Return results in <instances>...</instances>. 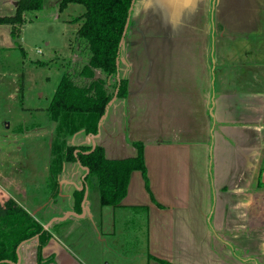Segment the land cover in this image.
<instances>
[{
  "label": "crops",
  "instance_id": "obj_1",
  "mask_svg": "<svg viewBox=\"0 0 264 264\" xmlns=\"http://www.w3.org/2000/svg\"><path fill=\"white\" fill-rule=\"evenodd\" d=\"M141 1L146 6L142 9L143 12L152 9L153 5L160 6L159 20L162 29L150 30L145 38L152 41L155 38L161 39L162 44L148 42L145 54L149 61H137L134 67V72L147 70V77L137 81V91L130 95L131 103L128 104L129 100L124 99L120 112L116 111L118 103L112 102L109 105L102 124L115 112L121 120L120 139L123 135L125 141L133 144L132 126L135 129L140 126V131L144 132L145 129L151 135L143 141V155L155 199L147 192L141 170H137L132 173V181L120 204L103 206L97 193L88 198L89 190H86L85 201L81 204L83 213H79L71 203L64 202L67 180L65 175H70L69 165L66 168L64 165L61 189L56 195V199L60 201L53 208H56L54 214L46 211V216L51 219L46 228L51 230L59 224L63 233L56 230L60 237L54 235L58 240L50 241L46 245V256L51 257L46 260L49 262L47 264H149V254L154 251L160 252L176 264H199L198 257L203 264H208L209 261L210 264H232L230 260H224L216 254L219 252L213 247L212 226L220 231L236 229L239 233L245 230V224L250 220L254 227L253 214L248 211L255 208L253 206L256 202L264 199V195L261 199L257 195L261 190L264 194V72L254 74L248 67L243 75L244 88L238 86V90L221 91L215 34L209 29L210 21L208 25L203 24V3L206 0H154L153 3ZM135 3L136 0L132 9ZM185 8L190 12L183 19L180 15ZM153 14L151 12L147 16L148 20ZM214 14L211 13V19ZM207 16L210 18L209 11ZM155 21L160 23L158 19ZM4 25L6 24L0 23L1 44L4 43L1 32L7 34V30H10L3 28ZM171 26H183L186 29L180 33L181 36L193 37L196 58L192 61H170V54L177 49L174 45L177 42L174 38L176 33L170 29ZM262 27L264 26L256 22L255 26L245 30L250 28L249 30L261 31L264 30ZM252 33L254 32H249V35ZM210 39L211 42H208ZM157 52L165 56H160ZM186 66L189 77L186 76L187 73L182 75L180 72ZM189 67H197L199 74H191L192 68ZM189 82L194 86H188ZM200 105L204 107L202 111ZM238 110L241 111L240 114ZM166 117L171 121L166 124L168 127L164 131L162 124ZM198 117L202 118L203 125L199 130L203 131L204 137L201 134L202 139L194 140L189 133L183 131L189 130L190 121H195L194 118ZM179 122L188 125L187 128L182 127ZM174 130L179 131V135L174 134ZM101 132L102 129L99 138L104 139L106 131ZM110 138L119 139L118 134H113ZM210 140V147L214 151V154L211 153L212 184L209 183L207 174ZM125 144L120 146L118 154L127 151L128 145ZM109 145H106L107 148ZM193 148L203 150L204 158L197 155ZM203 162L206 181L202 182L200 190L195 191L194 179H201L199 173ZM84 167L86 168L81 163L73 165L71 175L77 177ZM200 186L201 182L197 183V187ZM197 193H201L202 198ZM141 210L146 212L141 215V226L146 231L145 239L134 240L131 235L127 238L125 223L131 221L132 211ZM62 211L64 214L59 215ZM72 218L80 222L91 219V229L96 239L86 243L79 240V234L72 238L73 231L67 232L63 228ZM256 231L258 235L251 237L256 244L252 251L255 256L264 253V236L261 235L260 228L255 229ZM198 237L200 243L206 245L205 252L200 254L196 242ZM239 257H236L235 263L246 264V259H238Z\"/></svg>",
  "mask_w": 264,
  "mask_h": 264
},
{
  "label": "rangeland",
  "instance_id": "obj_2",
  "mask_svg": "<svg viewBox=\"0 0 264 264\" xmlns=\"http://www.w3.org/2000/svg\"><path fill=\"white\" fill-rule=\"evenodd\" d=\"M261 1L264 2V0ZM19 2H21L20 8H22L20 14L17 6ZM206 2L203 3L205 8L203 24L208 25V21H210L209 29L210 31L213 30L215 34L214 39L216 40L217 66L220 74L221 91L238 90V86L243 87L245 81L243 75L248 71V67L251 68L254 74L261 73V71L264 72V30L258 31L260 30L259 26L257 31L249 30L250 28L247 31L245 30L248 23L242 22V19L246 15V11H243L240 4H237L235 0H230V2H233V6L229 5L228 10L225 11V16L223 7L225 3L222 4V1L220 3V0H206ZM35 5L38 4L36 3ZM145 7V4H142L141 0H136L134 8L130 12L131 15L126 33L121 37L123 42L120 45L116 61V65L118 63V71L116 68V72L109 74L105 66L101 67L97 65V67L95 65L96 62L91 59L92 50L90 49L89 39L86 36L79 38L77 35L78 28L84 21L83 14L86 11V6L78 2L69 1L66 7L62 8L59 0H44V4L41 6L31 7L29 0H0V23L6 24L3 28L7 27L10 29L7 30V34L4 31L1 32L2 42L4 43H0V208L3 209L4 217H6L9 211H13L21 224L26 219L24 215L26 214V216L31 217L34 227L36 226L35 231H38L41 228H46L48 222L51 221L50 217L46 216V211L54 214L56 208H53L58 203V200L60 201V199L56 198L54 200L52 196L55 185L51 177L60 173V171L55 173L58 170V164L53 159L54 155L53 157L51 155V144L56 135L57 122L49 115V108L55 94L54 91L64 73L69 72L74 86L85 90L86 94L92 95V100L101 99L97 103L98 105H102L103 102H108L107 105L115 102L118 103L116 111L120 112L124 99L129 100L128 104L131 103L130 95L137 91V87H135L137 81L147 77V70L134 72L137 61H144L145 63L149 61L148 56L145 54L148 42H153L155 45L162 44L161 39L154 37L155 39L152 41L145 38L151 30L147 21V16L151 12L147 10L144 13L142 9ZM260 7V11L257 10L258 7L257 9L255 7L252 11L248 12L249 17L252 18L250 20L251 25H254L258 21L261 26H264V6L261 4ZM187 10L189 11V9ZM187 10L183 11L180 15L183 19L187 18L184 15L187 13ZM208 11L210 18L207 16ZM213 12L215 14L211 19V13L213 14ZM222 12L224 13L222 14ZM156 16L159 18L160 13ZM230 19L234 24H232L234 28L228 26ZM186 23L185 25L187 26ZM155 28L162 29L161 21L156 24ZM165 29H167L166 26ZM170 29L176 33L174 38L177 42L174 45L179 49L170 54V61H192L195 59L193 37L189 35L181 36L180 34L186 28L183 26H179V28L171 26ZM249 32L254 33L249 35ZM215 40L212 39L213 42ZM208 42H211V39ZM157 53L160 56L164 55L161 52ZM159 58L163 60L162 57ZM190 64L193 66L192 62ZM189 68H192L190 70L191 74H199L200 72L197 67ZM150 72L152 75L154 74L152 71ZM180 72L182 75L187 73L186 76L189 77L187 66L180 69ZM120 83L122 85L119 92L118 87ZM262 84H264V80ZM188 86L192 87L194 84L189 82ZM252 87L255 88V85L252 84ZM72 92L69 97L77 101L79 99L76 98L78 92L74 88ZM203 108L201 106L200 111ZM238 111L240 114L241 111ZM90 113L95 117L99 111L98 109H93ZM200 117L203 118L202 114H200ZM200 117L194 118L195 121H190L188 125L191 128L189 127V130L183 131L189 133V136L194 140L202 139L201 134H203V131L201 132L199 128L202 127L203 123ZM199 118L200 120H198ZM170 121L171 119L167 117L164 120V124H162L164 131L168 127L166 124ZM120 122L119 117L113 112L106 119L104 125L101 123L102 132L106 131L104 139L99 138V135L95 136L89 133L85 128L77 130L73 134L64 137V139L66 138V144L70 147L71 154L78 150H87L90 147L94 149L97 145L100 146L103 150V156L98 152L99 155L101 154V157L99 159L91 157L90 160L93 161L105 162V160L122 161L123 159H135L139 154V145L142 143L141 145L144 147L143 141H146L145 139L150 138L151 135L145 132V129L144 132L140 131V126L139 129H135L132 126L131 140L133 144L130 145L128 141H125L126 139L124 140L123 135H121V139L119 138L121 134ZM179 124L186 128L188 126L180 122ZM172 129L173 126L171 127ZM178 132L174 130L173 133L179 135ZM113 134H118L119 139L110 138V136L113 137ZM105 143L106 145L110 144L108 148ZM123 143L128 145L127 151L118 154L119 152L117 153V151ZM208 145L209 173L207 174L209 183L212 184L213 174L211 167L213 165V157L211 156L214 154V151L210 147L211 140L208 142ZM193 150L197 155L204 158L203 150L199 148H193ZM67 156L68 154L65 155L64 165L65 168L69 165L68 171L70 175H65L67 180L65 183L66 197H64V202L67 204L71 203L75 211L83 213L81 204L85 201L86 190H89L88 198L97 193L101 205H114L109 203L102 204V184L106 182L104 177L94 171V169L92 171L88 164L86 168L84 167L83 171L79 172L77 177L72 176L71 168L73 165L77 163L85 165L80 158L77 160H67ZM142 156L144 159L143 148ZM130 163H126L121 170L123 177L129 173L125 196L132 181V173L141 170L146 181L147 192L155 199L150 187L145 159V174H143L141 168L137 167L130 171L131 166L138 164V160ZM98 167H100V171L105 170L104 165H97ZM202 169H200L199 173L201 179H194L195 191H197L196 189L200 190L202 182L204 181L205 183L206 181L204 162ZM61 176L62 174L60 173L58 175L60 181ZM187 182L189 184L190 180L188 179ZM200 182L201 186L198 188L197 183ZM197 194L202 198L201 193ZM257 195L260 199L263 198V190ZM97 196L94 198H97ZM88 198L85 203H87ZM70 200L72 201L70 202ZM256 203L253 206L255 208L248 211H251L253 214L255 228L251 225L250 220L248 224H245V230L239 233L236 229L221 230L224 231L221 232L217 227L212 226L214 235L212 241L213 247L215 251L220 253L216 254L219 257L222 256L224 260H230L232 264H237L235 262H237L236 257L238 255L246 259V264H264V253L256 256L252 254L256 244L252 241L251 237L258 235V231L255 232V229L260 228L261 235L264 236V199ZM132 212L131 221L125 223L127 238L131 235L134 240L145 239L144 233L146 231L141 226V215L146 214V212L143 210ZM63 214L64 212L62 211L59 215ZM55 221L53 222L55 223ZM30 224L32 223L29 222ZM91 224V219L90 221L80 222L72 218L63 225V228L67 232L73 231L72 238L79 234V240L90 243L96 239L91 229ZM59 227L60 225L57 224L55 228L48 230L49 237L41 247L40 256H38L39 250L37 248L39 240L34 237L33 239L21 242L18 246L17 258L10 260L16 264L49 263L46 260L51 259V257L47 258L45 247L50 241L54 240L56 242L58 240L54 235L60 237L56 233V230L61 232ZM33 234L27 233L26 237ZM136 234L139 235L136 236ZM196 239L199 246V254L205 252L206 245L200 243V237ZM226 257L228 259H225ZM148 258L149 264H176L157 251H154L153 254L150 253ZM197 259L199 264H203V261L199 257ZM194 264L196 263L194 262ZM208 264H210V261ZM215 264L217 263L215 262Z\"/></svg>",
  "mask_w": 264,
  "mask_h": 264
},
{
  "label": "trees",
  "instance_id": "obj_3",
  "mask_svg": "<svg viewBox=\"0 0 264 264\" xmlns=\"http://www.w3.org/2000/svg\"><path fill=\"white\" fill-rule=\"evenodd\" d=\"M69 1L78 2L86 6V11L83 14L84 21L78 28L77 35L79 38L86 36L89 39L90 49L92 50L91 59L96 62L95 65L101 67L105 66L109 74L116 72V68L118 71L116 61L119 55L121 37L125 30L127 18L132 7V0H59L62 8H65ZM221 1L222 4L225 3L223 5L224 12L228 10L230 4L233 6V2H230V0H220V3ZM235 1L237 4H240L243 11H246V15L242 19V22L244 21L248 23L246 28L248 26H255L256 23L251 25L250 20L252 18L249 17L248 12L252 11L255 7L256 9L258 7L257 10L261 9L260 6L261 4L264 6V2L261 3L259 0ZM29 3L31 7L41 6L44 4V0H29ZM36 3L38 5H35ZM20 4L21 2L17 5L19 8V14L22 9L20 8ZM224 12H222V14ZM225 15L226 12L224 13V16ZM232 24L233 22L230 19L228 26L234 28V24ZM121 85L122 84L120 83L118 91L120 90ZM73 88L76 92H78L76 98L79 99L77 101L72 100L69 97V95L73 93ZM54 93L55 94L53 95L49 108V115L57 122L56 135L51 144V155L52 157L54 155L53 159H55L58 164V170H56L55 173L58 171L62 173L66 154H68L67 160H77L80 158L85 166L89 165L92 171L94 169V171L101 174L106 181L102 184V204H118L125 196L126 186L129 179V173H127L124 177L122 176V167L126 163L138 160V164L131 166L130 171L137 167L142 169L143 174L146 172L142 156V143L139 145V154L135 159H123L122 161L105 160V162L90 160L91 157H94V159H99L101 157L103 150L98 145L94 149L90 147L87 150H78L77 152H72L71 154V149L69 150L70 147L67 146L68 144H66V138L64 139V137L84 128L89 133L96 134L99 131L98 122L105 113L108 102H103L102 105H98L97 103L101 99L92 100V95L86 94V91L83 89L76 88L72 82L69 72L63 74V77L58 83ZM93 109H98L99 111L95 117L90 113ZM98 152L101 154L99 155ZM130 164L132 165V163ZM97 165H104L105 170L100 171V167L97 168ZM60 173L51 177L53 184L55 185V190L52 194L54 200L61 189V181L58 178ZM24 215L26 219H24L23 223L20 224L19 218L13 213V211H9L8 214H6V217H4L3 209L0 208V264H16L10 259L17 258L19 250L18 246L24 240H30L34 237L39 240L37 248L39 250L38 256H40V252L42 250L41 247L48 239L49 231L46 228H41L38 231H35L36 226L34 227L31 217L26 216V214ZM29 222L32 224L29 225ZM27 233L34 234L26 237Z\"/></svg>",
  "mask_w": 264,
  "mask_h": 264
},
{
  "label": "flooded vegetation",
  "instance_id": "obj_4",
  "mask_svg": "<svg viewBox=\"0 0 264 264\" xmlns=\"http://www.w3.org/2000/svg\"><path fill=\"white\" fill-rule=\"evenodd\" d=\"M150 2V3H153V1L154 0H147V2ZM178 1V0H177ZM150 4H148V6H149ZM152 5V4H151ZM152 9H149L150 10V12H153L154 13V16H152V18H150L148 21V23L149 24H151L152 26H153V28H151L150 27V29L151 30H153V29H158V28H155L156 27V24H157V22L155 21V20H159L160 19V17L158 18L156 15H158L161 11H160V6H158V7H155L154 5H153V7H151ZM186 10V8L183 10V11H185ZM147 10H145V12H146ZM144 12V13H145ZM187 14H189V11L187 10V13H185L184 15L187 17Z\"/></svg>",
  "mask_w": 264,
  "mask_h": 264
},
{
  "label": "water",
  "instance_id": "obj_5",
  "mask_svg": "<svg viewBox=\"0 0 264 264\" xmlns=\"http://www.w3.org/2000/svg\"><path fill=\"white\" fill-rule=\"evenodd\" d=\"M133 3H134V0H132V7H133ZM132 7H131V9H130V12H131V10H132ZM130 15H131V13H129V16H128V18H127V24H126V26H125V30H124V32H123V34H125L126 33V30H127V28H128V21H129V19H130ZM122 42H123V39L121 40V43H120V45L122 44ZM117 65H118V63H117ZM119 80H120V78H119ZM113 100V99H112ZM111 102V101H110ZM110 104V103H109ZM109 104L106 106V112H107V110H108V106H109ZM106 112L104 113V115L101 117V119H100V121L98 122V126H99V131L96 133V134H93V135H95V136H98L99 134H100V131H101V123H102V120L104 119V117H105V114H106Z\"/></svg>",
  "mask_w": 264,
  "mask_h": 264
}]
</instances>
